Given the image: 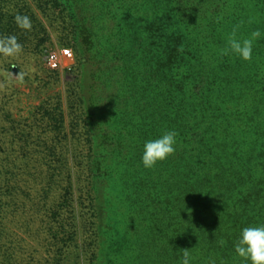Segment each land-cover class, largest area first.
Here are the masks:
<instances>
[{
  "label": "trees",
  "instance_id": "obj_1",
  "mask_svg": "<svg viewBox=\"0 0 264 264\" xmlns=\"http://www.w3.org/2000/svg\"><path fill=\"white\" fill-rule=\"evenodd\" d=\"M78 1L60 2L74 17ZM87 1L92 24L122 13L141 30L134 38L118 28L97 40L101 63L123 74L141 98L127 112L131 130L124 139L119 134L118 149L103 151L94 175L124 182L121 227L151 229L160 264H180L183 250L193 264H242L234 252L241 229L264 224V46L261 37L251 61L218 50L234 26L242 37L257 30L251 22L264 0ZM86 38L90 51L93 37ZM167 130L178 133L175 153L145 169L144 142ZM67 179L70 210L68 169Z\"/></svg>",
  "mask_w": 264,
  "mask_h": 264
},
{
  "label": "rangeland",
  "instance_id": "obj_2",
  "mask_svg": "<svg viewBox=\"0 0 264 264\" xmlns=\"http://www.w3.org/2000/svg\"><path fill=\"white\" fill-rule=\"evenodd\" d=\"M60 1L0 0V37L15 35L23 46L16 57L0 56V264H160L151 229L121 227L124 182L102 172L94 178L103 151L118 149L119 134L131 130L127 112L141 99L101 63L98 36L119 28L135 38L141 30L122 13L92 24L87 0L71 17ZM17 15L30 18V30L17 26ZM251 26L264 34V11Z\"/></svg>",
  "mask_w": 264,
  "mask_h": 264
},
{
  "label": "clouds",
  "instance_id": "obj_3",
  "mask_svg": "<svg viewBox=\"0 0 264 264\" xmlns=\"http://www.w3.org/2000/svg\"><path fill=\"white\" fill-rule=\"evenodd\" d=\"M17 26L23 30H30L31 20L26 15L15 17ZM240 25L233 27L227 35L226 45L218 50L220 56L234 55L243 61H251L255 43L261 39L262 32L256 30L247 37L239 35ZM23 51L15 35L0 37V56L16 57ZM178 133L167 130L162 135L148 139L143 144L141 162L145 169H152L158 163L167 160L176 151ZM235 256L242 264H264V224L243 227L234 243ZM194 257L189 250L182 251L180 264H193ZM211 264H215L212 261Z\"/></svg>",
  "mask_w": 264,
  "mask_h": 264
},
{
  "label": "built area",
  "instance_id": "obj_4",
  "mask_svg": "<svg viewBox=\"0 0 264 264\" xmlns=\"http://www.w3.org/2000/svg\"><path fill=\"white\" fill-rule=\"evenodd\" d=\"M50 65L54 68H58L59 67V62H58V58L56 56H51L50 57Z\"/></svg>",
  "mask_w": 264,
  "mask_h": 264
}]
</instances>
